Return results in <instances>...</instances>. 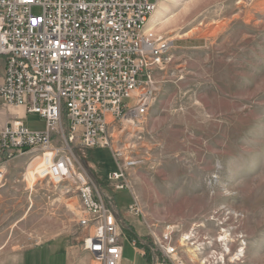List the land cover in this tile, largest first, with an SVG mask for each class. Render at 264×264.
<instances>
[{"label":"rangeland","instance_id":"374dc122","mask_svg":"<svg viewBox=\"0 0 264 264\" xmlns=\"http://www.w3.org/2000/svg\"><path fill=\"white\" fill-rule=\"evenodd\" d=\"M170 2L161 18L178 21L154 36L169 48L152 73L143 124L116 120L106 148H87L78 136L75 170L118 207L124 264H154L162 249L155 251L151 235L171 226L179 229L182 264H264V0ZM23 109L0 103V132L16 118L32 131L46 129ZM124 146L140 163L121 190L110 174L114 151ZM38 158L0 164V264H22L26 256L32 264L37 253L97 264L83 249L89 232L79 226L85 212L76 186L35 174L30 187L26 174Z\"/></svg>","mask_w":264,"mask_h":264},{"label":"built area","instance_id":"2783aa9c","mask_svg":"<svg viewBox=\"0 0 264 264\" xmlns=\"http://www.w3.org/2000/svg\"><path fill=\"white\" fill-rule=\"evenodd\" d=\"M158 2L0 0V103L46 122L44 131H32L22 118L9 121L0 132V164L39 156L40 180L76 186L85 212L79 226L89 232L83 249L97 264H124L120 213L91 177L76 172L71 145L79 136L87 148L110 147L108 131L116 120L143 124L152 73L169 48L146 33ZM35 8L41 12L34 14ZM57 135L64 138L60 146L54 145ZM128 146L113 154L117 169L110 179L121 190L127 172L140 163ZM178 230L171 226L160 237L151 235L164 258L154 264H182L174 243Z\"/></svg>","mask_w":264,"mask_h":264},{"label":"bare ground","instance_id":"6f19581e","mask_svg":"<svg viewBox=\"0 0 264 264\" xmlns=\"http://www.w3.org/2000/svg\"><path fill=\"white\" fill-rule=\"evenodd\" d=\"M170 0H161L158 4V8L157 11L154 13V15L152 16V18L149 21V24L147 26V34L149 36L154 37L156 34L160 33L161 31H163L166 27L171 26L172 24H175L178 20L174 19V18H166V19H162L161 16H163L165 13H167L168 11V5L170 4ZM264 3V2H263ZM258 5V4H257ZM263 6V4H262ZM186 12L184 13L185 16ZM38 159H36V161H38ZM38 162H36L37 164ZM33 165V164H32ZM33 167L30 165V168ZM30 168L28 169V173L26 174L27 176V180L30 184V187L33 188L34 183H36L35 177L34 175L36 174L35 172H37V167L34 171V173L30 170ZM33 169V168H32ZM70 207V206H69ZM189 234H185L183 235V239L185 241H189L191 240V237H188ZM194 245V244H192ZM192 252V251H191Z\"/></svg>","mask_w":264,"mask_h":264},{"label":"crops","instance_id":"0c3cea01","mask_svg":"<svg viewBox=\"0 0 264 264\" xmlns=\"http://www.w3.org/2000/svg\"><path fill=\"white\" fill-rule=\"evenodd\" d=\"M51 245H52L51 246L52 248L58 249V246L60 245V242L58 241V239H55L54 242H52ZM54 255H56V256H54ZM36 256H38V257H36V259H38V260H36L32 264H41V262L43 263L44 260H45L46 264H66L65 256L64 255H58V253H52V254L50 253L47 256H42L40 253H37ZM26 259H28L27 256L26 257H22V264H26L27 263ZM81 264H83V263H81Z\"/></svg>","mask_w":264,"mask_h":264},{"label":"trees","instance_id":"16d2710c","mask_svg":"<svg viewBox=\"0 0 264 264\" xmlns=\"http://www.w3.org/2000/svg\"><path fill=\"white\" fill-rule=\"evenodd\" d=\"M147 255H148V254H147ZM147 255H146L145 257H146V260L149 261V260H150V257H149V256L147 257Z\"/></svg>","mask_w":264,"mask_h":264}]
</instances>
